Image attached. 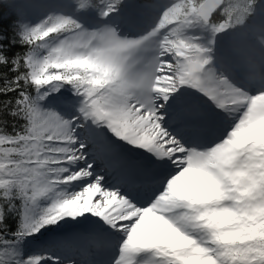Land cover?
Listing matches in <instances>:
<instances>
[{"label": "snow or ice", "instance_id": "obj_1", "mask_svg": "<svg viewBox=\"0 0 264 264\" xmlns=\"http://www.w3.org/2000/svg\"><path fill=\"white\" fill-rule=\"evenodd\" d=\"M0 0V264H264V0Z\"/></svg>", "mask_w": 264, "mask_h": 264}, {"label": "rangeland", "instance_id": "obj_2", "mask_svg": "<svg viewBox=\"0 0 264 264\" xmlns=\"http://www.w3.org/2000/svg\"><path fill=\"white\" fill-rule=\"evenodd\" d=\"M151 2V1H150ZM150 2H146V3H144V4H148V3H150ZM128 3H129V5H130V7H137V9H136V12L135 13H133V15L135 14V15H137L141 20V22H143V21H147L154 13L151 11V10H149V9H147V8H142V7H139L140 5H144V4H139L138 3V0H134L133 2L132 1H130L129 2V0H128ZM135 3V4H134ZM132 15V13L130 14V15H128L129 16V18H130V16ZM141 16V17H140ZM140 23V22H139Z\"/></svg>", "mask_w": 264, "mask_h": 264}, {"label": "bare ground", "instance_id": "obj_3", "mask_svg": "<svg viewBox=\"0 0 264 264\" xmlns=\"http://www.w3.org/2000/svg\"><path fill=\"white\" fill-rule=\"evenodd\" d=\"M136 9H137V7L135 6V7H129L128 8V10H127V18L130 20V21H132V22H134L135 24H136V26L137 27H139L140 26V23L139 22H141L140 20V18L137 16V15H133V13H135L136 12ZM132 13V15L130 16V18H129V16L128 15H130ZM141 17V16H140Z\"/></svg>", "mask_w": 264, "mask_h": 264}, {"label": "trees", "instance_id": "obj_4", "mask_svg": "<svg viewBox=\"0 0 264 264\" xmlns=\"http://www.w3.org/2000/svg\"><path fill=\"white\" fill-rule=\"evenodd\" d=\"M142 1H147V0H141L140 2H142ZM0 18H2V21L5 25V27H7L8 23H10L11 18L9 16L3 15V14H0Z\"/></svg>", "mask_w": 264, "mask_h": 264}, {"label": "water", "instance_id": "obj_5", "mask_svg": "<svg viewBox=\"0 0 264 264\" xmlns=\"http://www.w3.org/2000/svg\"><path fill=\"white\" fill-rule=\"evenodd\" d=\"M129 1H132L133 2L134 0H129Z\"/></svg>", "mask_w": 264, "mask_h": 264}]
</instances>
